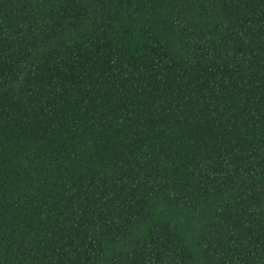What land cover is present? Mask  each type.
Segmentation results:
<instances>
[{
    "label": "trees",
    "instance_id": "trees-1",
    "mask_svg": "<svg viewBox=\"0 0 264 264\" xmlns=\"http://www.w3.org/2000/svg\"><path fill=\"white\" fill-rule=\"evenodd\" d=\"M0 264H264V0H0Z\"/></svg>",
    "mask_w": 264,
    "mask_h": 264
}]
</instances>
